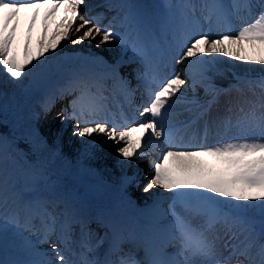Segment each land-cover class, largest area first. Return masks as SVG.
<instances>
[{
	"label": "snow or ice",
	"instance_id": "snow-or-ice-1",
	"mask_svg": "<svg viewBox=\"0 0 264 264\" xmlns=\"http://www.w3.org/2000/svg\"><path fill=\"white\" fill-rule=\"evenodd\" d=\"M87 7L85 0H0V77L17 84L29 76L52 81L41 113L47 116L70 97L57 115L75 121L71 135L90 138L92 146L97 136L106 137L117 145L119 164H139L147 159V149L156 152L158 158L148 160L150 179L143 191L159 188L169 202L166 208L154 205L146 222L126 236L107 225L113 236L103 259L89 254L107 233L92 245L83 240L87 221L76 220L83 251L70 260L65 255L72 251L67 207L31 194L39 175L31 177V191L9 183L10 164L16 162L0 138V264H264V0H162L165 17L159 27L171 37L163 45L135 0L106 4L116 10L107 23L104 13L90 17L82 11ZM85 41H95L97 49L119 47V57L109 64L93 55L72 68L56 62L65 43ZM127 51L142 66L135 71L136 88L118 72L128 62ZM92 65L109 71H94ZM240 66L248 70L233 71ZM255 68L260 71L253 76ZM225 72L234 82L215 85L210 73ZM138 90L141 101L135 104ZM232 92L237 98L227 100L221 111L220 97ZM116 94L131 109V119L121 103L118 116L110 109L108 101ZM183 113L185 119H173ZM133 179L122 182L127 186ZM53 235L52 255L39 251L38 244L49 243ZM125 240L132 248L122 247ZM139 250L142 258L136 256ZM6 252L24 258H6Z\"/></svg>",
	"mask_w": 264,
	"mask_h": 264
},
{
	"label": "bare ground",
	"instance_id": "bare-ground-1",
	"mask_svg": "<svg viewBox=\"0 0 264 264\" xmlns=\"http://www.w3.org/2000/svg\"><path fill=\"white\" fill-rule=\"evenodd\" d=\"M110 1L118 3L119 0H106L101 2L100 5L105 6ZM44 8L40 9L41 14H43ZM63 9L57 12V16L60 15V12ZM82 11H86L87 14L91 17V9L82 8ZM100 10L97 9L94 14H98ZM39 28H40V20L38 18L36 27L33 29V46L36 44V40L39 36ZM23 31V28H22ZM120 49L119 47L112 49L109 51V47L102 46L101 49L96 48L95 41H85L78 45H73L71 42H67L64 46L59 49L58 59L61 61H69L71 63V67L75 65L78 61L83 62L85 57L99 55L103 56L105 60L108 61L109 64L114 63V60L119 57ZM133 54L131 51H127L124 54V60L128 61L126 63L121 64L118 69L119 75L128 80V77L132 74L136 77L135 69L132 72H128L127 69L123 70V66L131 62ZM136 59V58H135ZM57 62V61H56ZM224 65H219L222 68ZM97 66V65H95ZM179 65L175 66V70ZM99 69L107 70L103 66H97ZM241 70H248L243 66L239 67ZM260 71L259 68H255L252 70L254 73H258ZM213 81L223 82L224 76L221 74H213L210 73ZM36 91V82H33V87L30 86L29 82L23 84L20 87V84L11 82L10 84H6V81L3 78V82L0 83V92L4 93L5 96L10 95L13 92V87L18 86V90H14L15 94L20 98L22 97L24 106L19 108L18 122L20 121L21 126L24 129L33 130V132H37L40 134V138L38 140L40 144V150L43 155H49L50 157L55 158V167L53 166V162L50 161V168H57L59 166L67 164L70 168H72V172L66 170L64 175L67 184L76 181V179H82L86 176H90L93 180H95V187L100 194H103L104 199H117L118 204L121 207L120 215L112 219L111 225H114L115 228H122L125 236L127 235V231L137 224H143L146 222L147 215L154 211V205L159 204L162 207H167V205H162L164 200L167 199L168 193L161 194L159 188H154L151 192H144L143 188L145 186V181L141 180L140 174L143 171V161L139 164L136 163H125L119 164L117 161L120 159L116 154L117 145L113 144L111 141H108L106 137L103 139L99 136L95 138V145L92 146V140L90 138H79L71 135L74 127V123L72 120L64 122L61 116H58L57 113H48L47 116H44L41 113L40 103L42 101L41 96L43 95L46 83ZM132 85L133 83L130 82ZM138 84V82H137ZM34 90V91H33ZM141 92V90H138ZM35 93V94H34ZM201 98V95H198ZM202 96H204L202 92ZM120 99V98H119ZM202 99V98H201ZM115 105V103L113 104ZM176 112H179L180 109L177 107L175 109ZM21 112V113H20ZM41 113L39 118H37L34 114ZM128 117H131L130 114H126ZM184 116H187L186 113L180 114L178 116H174L173 119L180 120ZM131 119V118H130ZM43 120V122H41ZM46 134V137L44 138ZM138 135V133H133V138ZM111 148V150H109ZM147 157H152V150H146ZM162 154V153H161ZM76 176H78L76 178ZM124 177H134L127 186L122 182ZM65 181V183H66ZM137 189V190H136ZM141 189V190H138ZM140 192L138 197H135L133 194ZM133 195V196H132ZM62 209L65 207L61 205ZM67 207V206H66ZM69 213V222L71 226L73 225V229L76 231L71 235L72 243L70 244V248L72 249V254L68 258V252H65V255L70 260H75L79 256L78 243H81L82 237L80 230V225L75 221L78 219H83L85 221L94 219L90 213H87L83 207L81 208H67ZM118 212L120 208H117ZM103 213L100 216L104 218ZM77 218V219H76ZM99 219V218H97ZM100 220V219H99ZM113 222V223H112ZM59 234V225L57 226V235ZM85 237V236H84ZM83 237V240L85 239ZM103 237V235H98V233L93 234L92 236V245H96L97 241ZM34 240L38 239L37 237H32ZM57 240V239H56ZM53 239L49 241V243H39L38 250L41 252H47L49 255L51 253V243ZM109 240L105 238L103 244L99 247L94 248L93 256L100 258L109 248ZM130 242V241H129ZM73 252L76 254L73 255Z\"/></svg>",
	"mask_w": 264,
	"mask_h": 264
},
{
	"label": "rangeland",
	"instance_id": "rangeland-1",
	"mask_svg": "<svg viewBox=\"0 0 264 264\" xmlns=\"http://www.w3.org/2000/svg\"><path fill=\"white\" fill-rule=\"evenodd\" d=\"M124 1V0H123ZM172 3H176V0H171ZM195 2H198V0H195ZM227 2V0H226ZM141 3L144 7L141 9L147 13V19L151 26L153 27L154 31L156 32V39L163 45L166 41L170 40V35L161 32L160 30V24L164 20L165 17V10L162 7V0H141ZM258 11V9H257ZM175 21H173V24ZM151 39V37H149ZM61 61V60H57ZM229 66H225L224 69H227ZM239 68V67H238ZM234 70V69H233ZM239 69H235V71H239ZM247 71V70H245ZM243 71V72H245ZM227 74V80H232V76L230 73L225 72ZM253 76L256 75V73H251ZM55 77L53 78L54 81ZM23 79L18 83L20 84V87L23 86ZM36 82V91L38 92L37 88L39 89L44 83L43 81L39 79H34L33 77L29 76L28 80L26 82H29L30 86L33 87V82ZM3 82V78L0 77V83ZM11 81H6V84H10ZM52 81H49L48 84L50 85ZM18 86L13 87V92L5 96L4 93L2 96H0V110L6 109V106H12V109L10 110L7 108V114L8 116H11L14 121L12 123L11 129L20 134V135H29L30 139H32L33 143L36 144V162H40V165L36 166L30 163L28 160L22 158V153L20 151L13 150L10 140L7 137V135L0 134V138H2L4 146L8 152V154L11 153L10 158L15 160V164H10V172L12 175V179L9 181V183L15 182L16 188L21 189L23 188L25 191L32 189V179L31 177L33 174L39 175L42 178L35 184V189L38 184L43 185L45 188H47V195L48 198L51 200H61L68 206H71L72 208H81L83 207L86 212H89L91 214H97L99 212L106 211L108 212V215L110 216L112 214V207L117 206V200L114 202L109 203L106 199L102 198L103 194H100L96 187H95V180H93L90 176H86L82 179H76V181H73L70 184H67V181L64 177L66 170L72 172V168H70L67 164L59 166L55 169L46 167L48 163V159H50L53 162V166L55 167V158L50 157L49 155H43L40 150V145H38V138L39 135L37 132H33V130H26L24 129L20 121L18 122V115L19 108L24 106V101L22 97H18L15 94V91L18 90ZM19 87V88H20ZM15 90V91H14ZM2 93V92H0ZM35 94V93H34ZM237 93L235 94V97L233 100L237 98ZM248 95H251L248 93ZM220 103L219 105H221ZM220 110L223 111V107L220 106ZM21 113V112H20ZM183 119V118H182ZM181 120V119H180ZM111 150V148L109 149ZM78 176H76L77 178ZM150 179V178H149ZM149 179L145 182V184L149 181ZM54 180H57L55 182ZM66 181V183H65ZM139 190V189H138ZM31 194L34 197H37V192L31 191ZM140 194L134 193L133 195L137 197V195ZM71 198L70 199H68ZM11 199V196H10ZM168 199H165L163 202V206L168 204ZM63 204V203H61ZM9 207H11V201H9ZM74 210V209H73ZM107 215V216H108ZM109 219V218H107ZM85 242L90 243L89 238H86ZM81 250V247H80ZM171 251V249H169ZM6 258H21L20 256L13 257L10 253L6 252Z\"/></svg>",
	"mask_w": 264,
	"mask_h": 264
},
{
	"label": "trees",
	"instance_id": "trees-1",
	"mask_svg": "<svg viewBox=\"0 0 264 264\" xmlns=\"http://www.w3.org/2000/svg\"><path fill=\"white\" fill-rule=\"evenodd\" d=\"M8 124H7V118L4 117L3 114H0V131L2 132H7L8 129ZM13 141H15L16 146H20L21 149L25 152V155L29 158H33L34 151L32 147L29 145V142L25 138H16L15 136L12 135Z\"/></svg>",
	"mask_w": 264,
	"mask_h": 264
}]
</instances>
